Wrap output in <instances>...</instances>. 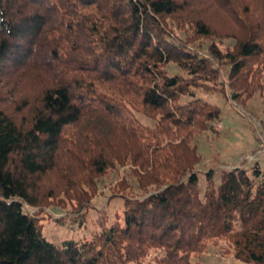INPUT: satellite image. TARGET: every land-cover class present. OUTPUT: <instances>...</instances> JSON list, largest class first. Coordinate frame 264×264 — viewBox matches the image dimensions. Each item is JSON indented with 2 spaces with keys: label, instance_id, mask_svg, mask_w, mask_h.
Returning a JSON list of instances; mask_svg holds the SVG:
<instances>
[{
  "label": "trees",
  "instance_id": "1",
  "mask_svg": "<svg viewBox=\"0 0 264 264\" xmlns=\"http://www.w3.org/2000/svg\"><path fill=\"white\" fill-rule=\"evenodd\" d=\"M214 7L240 32L204 56L175 31L210 38ZM217 63L238 105L262 91L264 0H0V264H193L213 241L264 264L258 163L208 170L199 190L193 140L221 113L194 90L216 82ZM126 166L122 211L91 239L47 242L24 208L63 197L79 211Z\"/></svg>",
  "mask_w": 264,
  "mask_h": 264
},
{
  "label": "rangeland",
  "instance_id": "2",
  "mask_svg": "<svg viewBox=\"0 0 264 264\" xmlns=\"http://www.w3.org/2000/svg\"><path fill=\"white\" fill-rule=\"evenodd\" d=\"M259 16L260 13H253L252 21ZM204 17L208 19L212 29L210 38H193L187 27L175 31V34L190 40L204 56L212 42L220 51L231 50L235 42L231 36L240 32L239 25L226 11L221 12L217 7L207 12ZM214 68L218 75L216 82H210L207 88L194 90L196 98L218 107L221 113V121L213 124L212 130L197 134L193 140L201 156V162L195 171L198 173L201 194L205 189L204 172L208 170H215L217 174L221 169L235 168L238 165L241 168L250 167L257 162L261 172H264V72L261 80L262 91L248 99L244 105H238L231 99L228 66L217 63ZM168 71L170 74L183 75L173 64L169 65ZM189 99L188 96L182 97L181 102L186 103ZM140 119L143 123H151L143 117ZM127 174L128 166L110 170L100 177L95 184L93 196L79 211L74 209V203L62 201L63 197L57 203L52 201L53 205L50 206L30 208L25 205L24 208L31 214L38 213L41 236L47 242L58 245L66 241L91 239L103 226L112 224L121 213L125 193L120 192L117 186L125 181L123 179ZM129 181L132 183L133 192L138 193L133 180ZM55 182L61 187L59 180ZM190 261L193 264H244L227 251V245L222 241L209 242L202 252L193 254Z\"/></svg>",
  "mask_w": 264,
  "mask_h": 264
},
{
  "label": "built area",
  "instance_id": "3",
  "mask_svg": "<svg viewBox=\"0 0 264 264\" xmlns=\"http://www.w3.org/2000/svg\"><path fill=\"white\" fill-rule=\"evenodd\" d=\"M251 157H252V156H251ZM237 167H238V168H239V167L241 168V166H240V165H238ZM242 167H243V166H242ZM228 169H229V168H228ZM230 169H233V167H231Z\"/></svg>",
  "mask_w": 264,
  "mask_h": 264
},
{
  "label": "water",
  "instance_id": "4",
  "mask_svg": "<svg viewBox=\"0 0 264 264\" xmlns=\"http://www.w3.org/2000/svg\"><path fill=\"white\" fill-rule=\"evenodd\" d=\"M235 168H237V167H235Z\"/></svg>",
  "mask_w": 264,
  "mask_h": 264
}]
</instances>
